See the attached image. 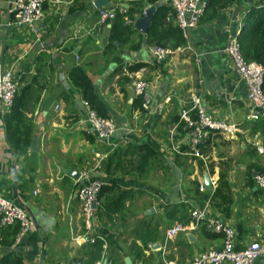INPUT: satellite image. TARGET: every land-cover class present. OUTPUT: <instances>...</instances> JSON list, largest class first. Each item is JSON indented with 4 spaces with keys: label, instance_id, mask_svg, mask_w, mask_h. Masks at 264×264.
Here are the masks:
<instances>
[{
    "label": "crops",
    "instance_id": "0c3cea01",
    "mask_svg": "<svg viewBox=\"0 0 264 264\" xmlns=\"http://www.w3.org/2000/svg\"><path fill=\"white\" fill-rule=\"evenodd\" d=\"M16 1L0 0V65L12 67L19 85L29 87L24 108L32 122L33 148L30 143L24 155H14L0 106V196L21 205L34 225L16 238L11 251L21 255L25 264H69L73 258H85L84 246L89 242L77 241L84 233L81 206L75 198L81 181L70 177L66 169L89 170L90 179L131 191L113 222L96 216L93 228L123 263L126 257L133 263L136 258L130 244L135 241L141 246L137 239L149 238L151 227L157 232L155 242L139 257L150 264L160 263L169 252L181 264H188L200 253L221 249L223 234L211 232L203 224L166 240L167 229L175 223L190 224L195 207L234 230L236 249L257 239L264 228V190L254 181L261 163L254 142L263 134L254 120L245 118L246 88L234 74L224 49L237 36L244 16L264 6V0H224L215 18L199 22L185 38V46L161 63L151 53L152 45L146 44V33L136 29L143 37L138 48L134 49L140 37L137 33L129 43L114 42L107 48L109 24L98 25L94 0H51L44 5L40 22L23 27L10 24V9ZM105 1L103 7L108 8L112 2ZM148 9L147 5L145 12ZM136 62L148 66L132 75L122 73ZM76 65L84 69L116 127L110 141L99 140L91 131L82 94L68 77ZM125 77L131 81L126 82ZM139 79L147 83L144 111L134 93V82ZM192 94L200 95L211 116L242 130L230 138L211 134L204 147L206 164L173 151V146L183 149L189 142V132H177L175 124ZM167 98L164 109L156 113L155 107ZM143 143L158 154L149 159L142 174L107 175L101 168L117 144ZM220 166L227 167L228 212L211 203L214 187L199 190L205 177L217 182ZM180 202L191 207L187 224L167 217L171 208L166 206ZM142 223L146 224L143 232ZM201 228L214 236L205 235ZM4 252L0 247V258ZM255 264H264V254Z\"/></svg>",
    "mask_w": 264,
    "mask_h": 264
},
{
    "label": "trees",
    "instance_id": "16d2710c",
    "mask_svg": "<svg viewBox=\"0 0 264 264\" xmlns=\"http://www.w3.org/2000/svg\"><path fill=\"white\" fill-rule=\"evenodd\" d=\"M157 1L159 0H111L112 4L109 5L108 8H114V18L109 21L108 39L110 45H108L107 48L113 47L114 42H118L121 45L129 43L132 37L137 33L134 28V23L137 19L145 15L144 12L147 5H153ZM223 1L224 0H205L206 6L200 22L203 23L215 18L217 10ZM120 3L124 4V11L120 10ZM80 7L83 8L85 6L82 5ZM126 19L129 20L130 23H126ZM173 20L174 10L168 2L159 7L152 16L150 26L145 34L146 44L169 49L171 51H175L181 46H185L186 39L184 38L182 31L174 24ZM241 22L242 24L236 36L240 53L244 60L254 61L264 69V6H260L257 11H251L245 15ZM50 29H52V25ZM138 35L140 36L137 40L138 45L134 44V49L138 48L139 43L143 40V37L140 34ZM147 66L146 63L136 62L128 65L126 70L122 73L132 75ZM121 68L122 67H119V69ZM36 69L40 71L42 65ZM68 74L71 84L82 94L83 100L90 105L97 116L109 119L107 111L96 97L91 80L85 74L84 69L76 65L71 68ZM124 80L126 82L131 81L128 77H125ZM19 81L20 80H18V82ZM28 90L29 87L19 85L9 111L3 114L7 141L13 148L14 155L17 157L24 155L27 152L32 140V122L25 116L24 108L26 91ZM262 90L264 92V78L262 82ZM136 97L139 107L144 111V98L141 95H137ZM183 108L188 111V114L192 119L196 117L195 110L191 109L190 100ZM253 122L259 125V128L262 130V136H264V119H257ZM176 125L177 132L191 130L187 126L186 121L179 120L178 118L176 119ZM210 137L211 134L208 135L207 139L198 146L199 151L204 156L206 154L204 147L209 145L211 141ZM157 154L158 153L146 143L140 145L127 144L125 147H120L117 144L116 147L112 149V152L105 157V160L101 163V168L105 170L107 175H112L115 172H120V174L137 173L140 175L145 172L149 159L155 158ZM226 170L227 167L223 168L220 166L216 186L212 190L210 198L211 203L222 212L229 211V205L231 202L230 196L226 191ZM130 196V190L121 189L115 183H103L96 196V201L99 204L96 211L98 220L105 221L106 223L113 222L121 213L126 200H128ZM166 208H171L167 213L168 218L175 221L178 220L184 224L189 222L188 211L191 208L189 204L180 202L177 204H169ZM145 229L146 224L142 223L140 228L141 232ZM201 229L205 235L214 236L213 233L207 232L204 228ZM137 231L138 230L135 229L134 233H138ZM151 231L153 234H151L149 238H145L144 236L140 238L137 237L141 246L136 245L135 241L130 244V248L134 251L136 258L133 260V264L136 262L150 264L146 260H139V257L141 256L143 249H147L150 243L155 242L157 236L156 229L151 227ZM19 232V224L8 227L0 225V247L5 250L0 258V264H25L24 258L10 249ZM99 236L101 235L99 234ZM102 246L103 241L100 238L95 237L93 243L89 242L84 246L86 259L84 257L73 258L70 260L69 264H94L101 258ZM190 255L187 257L190 258ZM165 257L168 260L175 261L176 264H181L171 252L165 255ZM107 260L111 261V264H124L118 255H116L114 251L112 252L110 248L107 249Z\"/></svg>",
    "mask_w": 264,
    "mask_h": 264
},
{
    "label": "built area",
    "instance_id": "2783aa9c",
    "mask_svg": "<svg viewBox=\"0 0 264 264\" xmlns=\"http://www.w3.org/2000/svg\"><path fill=\"white\" fill-rule=\"evenodd\" d=\"M51 0H18L10 9V24L17 27L33 26L40 22L44 16V5ZM120 1V0H118ZM174 10V24L182 31L184 38L192 29L200 22L206 6L205 0H167ZM123 5L119 4L121 11H124ZM145 14V12H144ZM114 18V8L99 9L98 25H108L109 21ZM126 23H130L126 19ZM225 54L232 63L233 72L239 82L246 88L245 101V118L249 121L264 119V92L262 90V82L264 78V69L261 65L254 61H246L243 59L239 44L236 37L226 45ZM151 53L157 62L161 63L173 51L157 46H151ZM19 82L15 78V73L12 67L4 69L0 65V106L4 113L8 112L15 94L17 93ZM147 83L144 80L134 82V93L146 98ZM170 98L165 99V102L158 104L155 107V112L160 113ZM191 109L196 112V117L192 119L188 111L184 108L180 111L179 120L187 122V126L191 129L189 132V142L183 149H178L173 146V151L177 154L191 156L200 159L204 164L207 163V156H204L198 146L204 142L208 135L218 134L224 138L233 137L236 133H242V130L235 123H230L224 119H216L211 116L203 105L200 95L192 94L190 96ZM83 107L86 110L87 121L92 127V132L99 140L110 141L114 135L116 127L111 119H106L97 116L90 105L83 101ZM146 107V106H145ZM175 127L177 125L175 124ZM114 146V145H113ZM255 153L261 158L259 169L255 175L254 181L256 186L264 190V136L254 142ZM94 171V169H92ZM91 171H80L81 181L75 191V198L81 206V215L83 222L84 233L77 238V241L88 240L93 243L95 237L103 241L101 258L95 264H111L107 260L108 245L105 239L99 234L94 233V221L96 220V210L99 204L96 201V196L103 185L102 181L90 179ZM210 184L216 186V180L209 178ZM199 190L204 191V184L199 185ZM35 194L37 191H34ZM96 205L93 209L92 205ZM191 222L189 225L175 223L166 231V240L173 239L178 233L184 231H192L200 224L205 225L207 230L214 233H222L224 236L223 246L219 250H210L196 255L188 264H255L256 259L264 254V228L258 234L257 239L251 241L246 247L236 249L234 245L235 232L234 230L217 219L209 218L205 209L193 208L191 210ZM19 224L20 232L17 237L21 236L33 224V220L28 215L27 211L19 204L0 196V225L3 227ZM134 264H146L136 262ZM158 264H176L173 260L162 258Z\"/></svg>",
    "mask_w": 264,
    "mask_h": 264
},
{
    "label": "water",
    "instance_id": "95a60500",
    "mask_svg": "<svg viewBox=\"0 0 264 264\" xmlns=\"http://www.w3.org/2000/svg\"><path fill=\"white\" fill-rule=\"evenodd\" d=\"M106 2L107 1L105 0H94L93 4L96 8L100 9L106 4ZM165 3H167V0H159L155 2L153 5H150L148 11L145 12V15L139 18V20L135 23L134 25L135 29L141 33H146L150 26L152 16L156 12V10ZM31 148H33V143H31ZM66 173L76 181H78L80 178V173L73 171L71 169H66ZM204 185L206 189H211V185L208 177H205ZM92 207L93 209L97 208L95 204H93ZM124 264H132L131 259L129 257H126L124 259Z\"/></svg>",
    "mask_w": 264,
    "mask_h": 264
},
{
    "label": "clouds",
    "instance_id": "9594fccd",
    "mask_svg": "<svg viewBox=\"0 0 264 264\" xmlns=\"http://www.w3.org/2000/svg\"><path fill=\"white\" fill-rule=\"evenodd\" d=\"M98 209V208H97ZM97 211V210H96ZM133 264V263H132Z\"/></svg>",
    "mask_w": 264,
    "mask_h": 264
}]
</instances>
